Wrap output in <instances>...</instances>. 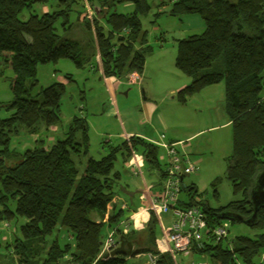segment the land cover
I'll use <instances>...</instances> for the list:
<instances>
[{"label": "trees", "instance_id": "trees-1", "mask_svg": "<svg viewBox=\"0 0 264 264\" xmlns=\"http://www.w3.org/2000/svg\"><path fill=\"white\" fill-rule=\"evenodd\" d=\"M47 3L52 5L50 12H30L26 20L19 19L24 10ZM126 3L132 6L130 13L116 11V6ZM149 11L148 0H0V56L13 74L12 100L0 104L9 112L0 119V223L14 222L19 232L10 242L0 241V250H5L0 264H145L146 260L134 261L137 255L102 252L111 230L118 243L123 237L133 249L156 256L153 264H174L169 254L156 248L154 215L144 229L142 246L139 232L122 233L127 211L116 204L120 174L114 164L118 157L128 164L130 148L141 156L147 172L158 174V189L153 192L160 189L163 169L154 144L137 136L119 144L107 141L93 157L87 122L74 116L65 137L49 147L45 138H37L33 147L11 148L22 132L38 135L41 127L47 131L61 123L65 86L55 82L32 94L38 84V65L63 59L77 69H94L98 58L105 78L122 79L130 72L141 75L152 48L145 45L140 18ZM169 14L198 15L204 24L201 34L177 41L175 67L190 79L176 92L177 102L184 104L211 85L223 82L225 87L232 131L226 179L242 199L220 208L202 202L208 225L227 222L226 212L249 218V192L264 172V0H172ZM77 21L83 23L84 40L58 35L59 27L67 30ZM64 79L72 81L67 74ZM182 190L188 191V198L196 195L193 187ZM179 205L191 204L179 201ZM247 226L260 232L253 238L206 242L197 253L206 254L211 264H262L257 259L264 255V208Z\"/></svg>", "mask_w": 264, "mask_h": 264}, {"label": "rangeland", "instance_id": "rangeland-1", "mask_svg": "<svg viewBox=\"0 0 264 264\" xmlns=\"http://www.w3.org/2000/svg\"><path fill=\"white\" fill-rule=\"evenodd\" d=\"M148 3L150 11L140 18V22L142 30L146 31L145 45L150 46L152 51L146 55L144 69L140 75L141 85L121 87L119 93L128 91V96L117 95L120 110L128 107L133 117L132 124L141 128L137 123L138 120L136 121L140 114V100L148 98L147 100L154 101L171 132L181 135L182 139L191 137L184 141L187 142L190 157L198 162V168L194 174L184 177L183 184L187 188H195L196 195L210 208H220L230 202L240 201L242 199L241 192L234 193L231 183L226 179L228 160L232 153V131L225 111L224 83L205 87L199 93L189 97L184 104H180L176 98H172V95L167 93L169 86L173 87L175 84L189 81V78L174 64L177 41L190 35L201 34L204 31L203 21L198 15H170L172 0H148ZM50 5L51 3L36 4L31 11L24 10L19 19L26 20L30 12L39 15L50 12ZM115 9L119 13H130L132 6L123 4L116 6ZM58 35L62 39L75 37L84 40L87 37L81 21L72 22L67 30H62L59 27ZM97 63L99 66L101 65L98 58ZM65 74L71 77V82L64 79ZM12 78V71L5 66L3 58L0 56V104H7L12 100L10 89ZM36 78L38 84L32 94L38 93L40 89L59 82L61 79L65 80L63 83L65 92L60 104L61 123L56 127L62 133L67 132L74 116H85L88 125L89 152L93 157H98L102 143L108 141L111 144H119L122 142L117 137L120 132L118 120L105 115L108 113L106 109L110 105L106 94L109 84L104 81L103 77L102 79L98 78V73L88 68L77 69L71 61L62 59L56 63L49 62L38 65ZM114 79L117 78L114 77ZM123 84L125 83L123 82ZM262 93H264V86ZM8 116L9 112L1 108L0 119H5ZM151 117L150 122H146L141 129L150 132L152 138L155 137L154 140L160 142L159 135L165 132L164 128L156 116ZM52 131L53 127L47 131L41 127V132L38 135H28L22 132L13 139L11 148L16 150L19 148L22 151L25 148L33 147V141L37 138L54 137L55 130ZM164 134L166 135V133ZM50 143L46 142L45 146L49 147ZM162 153L160 148L159 155ZM125 164L126 162L124 163L122 158L118 157L114 169L120 174L116 188L117 194H121L120 196L126 199L127 197L122 195V189L125 188V183H129L134 176ZM142 172L146 177V167ZM187 193L188 191H182L181 196L188 199ZM227 222L229 225L228 236L224 241L232 240L236 236L253 238L260 232V230H255L240 222L229 220ZM4 223H0L2 245L5 242H10L12 236L14 238V234L19 237L14 222L7 223L8 226L5 227L2 225ZM107 232L105 230V234ZM159 234L160 231L157 227V239ZM50 241L49 239L48 244ZM4 251L2 248L0 254H4ZM177 261L178 264H211L206 254L199 253L184 258L178 256ZM257 261L264 264L262 255L258 256Z\"/></svg>", "mask_w": 264, "mask_h": 264}, {"label": "built area", "instance_id": "built-area-1", "mask_svg": "<svg viewBox=\"0 0 264 264\" xmlns=\"http://www.w3.org/2000/svg\"><path fill=\"white\" fill-rule=\"evenodd\" d=\"M111 79L116 84L124 82L126 85H140L141 83L140 75L136 72H130L122 79H114V77ZM128 138L126 137L125 140L128 141ZM154 145L163 151L162 155H159L163 177L160 180V189L156 192H151L150 188L144 185L142 194L145 196L142 197L147 200L144 208L155 217L159 214H170V224L167 227H161V235L157 240L156 248L160 254H169L174 264H178V254H188L193 250L200 251L206 242L217 243L226 239L229 225L224 221L209 226L207 215L201 207L203 200L197 195L190 198L191 205L185 208L179 206L182 188L185 186L183 179L194 174L198 168V162L190 157L187 150V142H163L154 143ZM130 152L131 158L128 166L135 176L142 178V158L131 148ZM153 172L156 173V171ZM121 224L122 233L127 234L130 228L129 221ZM2 225L8 226L6 223ZM114 235V230L108 233L102 252H109L118 246L119 243ZM155 259L156 256L147 254L145 264H153Z\"/></svg>", "mask_w": 264, "mask_h": 264}, {"label": "crops", "instance_id": "crops-1", "mask_svg": "<svg viewBox=\"0 0 264 264\" xmlns=\"http://www.w3.org/2000/svg\"><path fill=\"white\" fill-rule=\"evenodd\" d=\"M124 6H131V4L126 3L124 4ZM88 69L92 70L93 72L98 73V78L102 79L103 77L104 81L107 84H109L108 85L109 89L107 92L106 91L105 92L107 94V99L109 100L110 105H109V108L106 109L108 113H105V115L114 118L116 121L118 120V126L120 128V132L117 135V137L120 138V140H124L126 137L137 136L139 138L144 139L146 142L154 144V143H163V142L164 143H176V142L184 141L186 139L191 138L189 137L186 139H182L180 138L181 135H177L174 132H171L167 122L164 120L163 115L159 111L158 105L152 100L150 101L147 100L148 98H143L142 100H140L141 101L140 114L138 115L139 118L136 119V121L138 120L137 123L139 127L142 128L146 122H150V118H152L151 116L153 115L156 116L160 124H162L165 132L159 135L160 142L155 141L154 140L155 137L153 136L154 138H152V134H150V132H148L147 130L138 128L137 126L132 124L133 117H132V114L129 112L128 107H124L122 111L120 110L117 95L123 94L125 96H128V91L123 92V93H119V92L122 86H129V85L122 84V83L116 84L115 82L112 81L111 78H105L102 73L101 65L99 66L98 63H97V66L94 67V69L92 68H88ZM64 81H65L64 79L59 80V82L62 84L64 83ZM189 82H190V79L187 82H181V83L175 84L173 87L169 86L168 91H167L168 95H172V98H175L176 92L184 88ZM80 118H84L87 122V119L85 116L81 115ZM57 128L58 127H53V131L55 130L54 137L49 136L46 139L47 140L46 142H51L50 144H52L54 143L56 139H63L65 137L66 132L62 133ZM168 132H169V136H168ZM164 133H166V135ZM125 166L131 171L128 164H125ZM131 174L134 176L133 179L135 180L132 179L131 181H129V183H125V188L122 189V195H125V197L127 198L125 199L122 196H120L121 194L120 195L117 194L116 204L118 208H122L127 211L126 216L130 218L128 220L130 223L129 231L132 229L134 231L139 232L138 240L140 244H142L143 246L146 244L145 243L146 237L143 232L149 223L151 213L149 211H146L144 208L147 200L142 197V196H145L142 193H143L144 185L148 186L151 192L158 189L156 188L158 174L154 172L152 173L147 172L146 174L147 176L146 177L143 176L142 178L135 176L132 171H131ZM142 175H143V172H142ZM181 201L190 203V197L188 199H185L184 196L180 195V203ZM155 218L157 221V227L159 228V231H160V234H159V237H160L161 227H167L170 224L171 216L170 214H159L158 217H155ZM103 221H106V216L103 218ZM107 230L108 229L106 228V232ZM193 254H197V251H192L191 253H188V254H178V256L184 258L186 256H190ZM146 259H147V255L142 253V254L135 256L134 261L144 262Z\"/></svg>", "mask_w": 264, "mask_h": 264}, {"label": "water", "instance_id": "water-1", "mask_svg": "<svg viewBox=\"0 0 264 264\" xmlns=\"http://www.w3.org/2000/svg\"><path fill=\"white\" fill-rule=\"evenodd\" d=\"M248 202L252 208V214L249 218L244 219L239 214L226 212L223 216V219L240 222L245 225H249L254 222L257 211L260 208H264V172H261L257 175L254 182V187L249 192ZM145 251V249H133L131 243H125L123 237H120L118 246L114 248L109 254L114 256L117 253H121L127 256H135Z\"/></svg>", "mask_w": 264, "mask_h": 264}]
</instances>
